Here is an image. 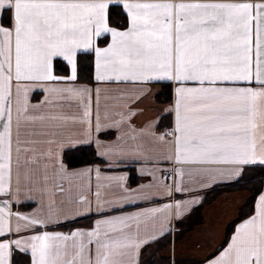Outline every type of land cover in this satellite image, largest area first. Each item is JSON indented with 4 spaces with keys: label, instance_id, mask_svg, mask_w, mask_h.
Instances as JSON below:
<instances>
[{
    "label": "snow or ice",
    "instance_id": "6c2138e0",
    "mask_svg": "<svg viewBox=\"0 0 264 264\" xmlns=\"http://www.w3.org/2000/svg\"><path fill=\"white\" fill-rule=\"evenodd\" d=\"M86 60L94 90L76 83ZM157 82L173 85L164 133L132 123L131 105ZM82 145L109 167L139 162L148 182L71 170L65 150ZM253 165L264 167V0H0V264L15 250L26 264H140L141 249L200 202L175 194L242 181ZM252 191V210L206 264H264V191ZM157 196L171 202L141 207ZM126 205L138 210L110 214ZM93 213L91 228L50 230Z\"/></svg>",
    "mask_w": 264,
    "mask_h": 264
},
{
    "label": "trees",
    "instance_id": "16d2710c",
    "mask_svg": "<svg viewBox=\"0 0 264 264\" xmlns=\"http://www.w3.org/2000/svg\"><path fill=\"white\" fill-rule=\"evenodd\" d=\"M122 8L118 5L110 6V17L112 24H119L123 27V21L121 19ZM65 67L62 63L58 65L59 68ZM58 74H62L58 71ZM78 82L91 84L93 82V62L91 60H86L83 62V71L80 73V79ZM155 87L153 99L156 104L162 105L167 104L172 100V86L167 82H157L153 83ZM35 98V97H34ZM171 116L169 114L162 115L158 122L157 128L163 130L170 126ZM65 163L68 167H76L81 165L98 164L104 166L107 162H102V158L96 155V151L93 146H77L73 148H68L65 150L64 155ZM128 170V184L134 185L138 182V176L133 167H126ZM264 185V167L259 165L248 166L245 169V179L242 181H232L229 183H223L214 186L205 192L202 204L194 208L184 219L177 221L174 224V231H187L188 239L192 240L195 238L191 233L196 230V226L202 223L203 219H200V213L203 207L209 199L213 197L216 193L221 190L225 192H232L241 189H246L248 191V198L244 205L245 210L240 213L236 219L232 222L229 232L233 228V224L239 220L241 215L250 212L254 205L253 189H262ZM22 209L30 208L29 205L21 204L19 206ZM93 219V215L90 217H81L77 220L69 221L54 228L70 230L74 227L80 225H86ZM228 236V233H227ZM222 246V245H221ZM220 246V247H221ZM219 247V248H220ZM213 251L204 257H195L193 249L186 248L180 254L174 255V264H199L203 260L211 257L214 253ZM28 257L24 253L15 250L12 252L11 264H26ZM140 264H170V235H165L164 237L144 246L140 252ZM191 261V262H190ZM189 262V263H186Z\"/></svg>",
    "mask_w": 264,
    "mask_h": 264
},
{
    "label": "crops",
    "instance_id": "0c3cea01",
    "mask_svg": "<svg viewBox=\"0 0 264 264\" xmlns=\"http://www.w3.org/2000/svg\"><path fill=\"white\" fill-rule=\"evenodd\" d=\"M93 77H94V65H93ZM76 83L78 85H87V86L93 88V90L97 87V84H96V81L94 80V78H93V82L91 84H85V83H81V82H78V81ZM171 86H172V100L169 103H167V104L158 105V104L155 103V101L153 99V94H154L155 87L153 86V84H150L148 86L147 94L140 101H138L137 103H134V104L131 105V107L133 109L137 110V115L134 117L132 123L135 124L137 127H140V126H142L144 124H147V123H152V124L155 125V129H156V131L158 133H164V132L168 131L172 127V124H173V116L168 111V109L171 107V105L173 103V100H174L173 85H171ZM101 87H102V93H103V86H101ZM30 99H31V103L32 104H34V105L38 104L43 99V93H41L39 90H36V91H34L31 94ZM104 103H105V101H104L103 95H102L101 105H103ZM166 114H169L171 116L170 126L168 128L163 129V130H159L157 128V125H158V122L160 120V117L162 115H166ZM105 142H107V141H105ZM93 147H94L95 151H97L94 145H93ZM127 166L133 167L135 172H136V174H137V176H138V182L136 184H134V185H129L128 184V180H127V184H128L129 188L136 189V188H139L141 185H143V184L148 182V178H146V177H144V176H142L140 174V169H141L142 165L139 162H125L123 164H120L118 167H109L108 164H106L104 166H101V165H98V164H90V165H81V166L69 167V168L71 170H75V171H82V170H86L88 168L95 169V168L99 167L101 169V172L104 173V174H107V175L127 174V177H128L129 173H128V170L126 168ZM159 167L161 169V171L159 172V175L162 176V177H167V179L164 182L172 183V179H171V176H170V173L172 171V165L170 163L166 162V161H161ZM165 173H168V174L165 175ZM86 181H87V178H85V182ZM232 181H234V180H232ZM232 181L221 180V181H218V182L212 184L209 187L198 188L196 191H191V192H188L186 194H175V198L176 199H180V200H184V199H199L200 202L192 204L190 209L188 211L184 212V214L179 219H172L171 223L167 225V228L163 232V234L157 233V238L154 239V240H151L146 245H148V244H150V243H152V242L164 237L165 235H170V264H174L175 263L174 255L176 254V248L179 249V247L183 244V242H182L183 240H189L188 239V234L190 233V232H187V231H179V232L178 231H174V224L177 221H180V220L184 219L194 208H196V207H198L199 205L202 204V201H203V198H204V195H205L206 191H208L209 189L213 188L216 185L223 184V183H229V182H232ZM261 190L264 191V185H263ZM92 191L93 192L96 191V179H95V175L94 174H93V177H92ZM223 192L226 193V194H231V192H225L224 190L219 191L218 193H216L213 196V199L209 200L208 208L210 206H215L217 203L219 204L221 202L220 201L221 199H220L219 195L221 196V193H223ZM168 202H171V198L157 196L155 198V201L153 202V204H151V205H141V207L163 205L164 203H168ZM20 205L21 204L14 205L13 206V211L20 212L22 214L28 215L34 210L33 206H30V208H28V209H22V208L19 207ZM204 208H206V206ZM136 210H138L136 205H126L124 208L116 209L113 213H110V214L111 215H116V214H120V213H130V212H134ZM206 213H207V210H206V212H204V210H202L201 213H200V219H203L202 223H203V221H204V219L206 217ZM92 215H93V219L86 225H80V226L74 227V228H72L70 230H63V229L54 228L57 225H60V224H63V223L69 222V221H73V219H69L66 222H61L59 224L51 225L50 226V230H52V231H60V232H64V233H70L71 231H73L75 229H88V228H91L93 226L94 222H95V219L97 218L95 213H93ZM234 224H233V228H232V230L230 232H229V229H230L231 225L229 227H227V230H225L224 233L222 232L223 236H222L221 240H219V242L215 246L210 248L209 253H211V252H213L215 250L217 252V250L220 249L222 246H226V242L230 239V236H231L232 232L234 231ZM200 225L201 224L196 226L197 227L196 230H194L191 233L194 237L197 236L198 228L201 227ZM227 233H228V236H227ZM193 248L194 247H192L191 250ZM177 251H180V252H178V254H180L182 250H177ZM139 259H140V256H139ZM207 260H208V258L203 260L199 264H206Z\"/></svg>",
    "mask_w": 264,
    "mask_h": 264
},
{
    "label": "rangeland",
    "instance_id": "374dc122",
    "mask_svg": "<svg viewBox=\"0 0 264 264\" xmlns=\"http://www.w3.org/2000/svg\"><path fill=\"white\" fill-rule=\"evenodd\" d=\"M223 194V195H222ZM220 203L208 208V202L203 207L206 212V217L198 228L197 236L192 240H181L183 244L176 248L177 250H185L193 248L195 257H204L210 251V248L215 246L221 240L225 230L229 227L235 218L241 213V209L245 210L244 205L248 198V191L241 189L232 191L231 194L221 193ZM213 199L211 197L209 200ZM220 236V237H219ZM213 244V245H212ZM181 251V252H182ZM191 262V261H190ZM189 263V262H186Z\"/></svg>",
    "mask_w": 264,
    "mask_h": 264
},
{
    "label": "built area",
    "instance_id": "2783aa9c",
    "mask_svg": "<svg viewBox=\"0 0 264 264\" xmlns=\"http://www.w3.org/2000/svg\"><path fill=\"white\" fill-rule=\"evenodd\" d=\"M168 173H165V175H167Z\"/></svg>",
    "mask_w": 264,
    "mask_h": 264
}]
</instances>
